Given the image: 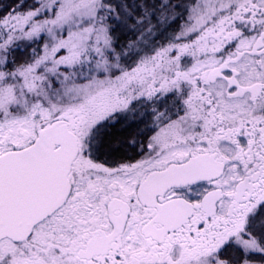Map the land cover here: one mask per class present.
Listing matches in <instances>:
<instances>
[{
  "label": "snow or ice",
  "instance_id": "obj_1",
  "mask_svg": "<svg viewBox=\"0 0 264 264\" xmlns=\"http://www.w3.org/2000/svg\"><path fill=\"white\" fill-rule=\"evenodd\" d=\"M0 264H264V0H0Z\"/></svg>",
  "mask_w": 264,
  "mask_h": 264
}]
</instances>
